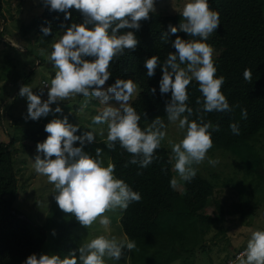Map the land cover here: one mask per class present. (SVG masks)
<instances>
[{
	"label": "clouds",
	"instance_id": "9594fccd",
	"mask_svg": "<svg viewBox=\"0 0 264 264\" xmlns=\"http://www.w3.org/2000/svg\"><path fill=\"white\" fill-rule=\"evenodd\" d=\"M44 3L49 11L64 13L65 19L70 16L69 9L79 11L83 23H72L51 44L52 50L47 59L55 74L44 85L48 89L47 100L42 101L40 95L34 94L27 84L20 87L18 94L27 101L26 119L35 121L51 112L60 113L62 109L59 106L52 109L50 105L78 95L85 98L80 109L83 111L89 99L96 98L104 107L92 117V124L106 125L104 143L107 148L114 149L119 143L131 154L129 163L146 168L165 139L164 120L157 116L145 129H141V116L131 106L132 98L138 94L133 80L117 78L106 90L103 86L111 76L109 68L112 61L126 52L135 51L139 44L133 31L120 30H138L140 22L149 19L150 14L155 12V0H44ZM180 14L179 30L199 39L184 40L176 36L172 41L176 51L168 53L162 64L156 55L144 62L148 77L154 75L158 66L161 67L160 92L171 93V99L165 106L167 120L183 130V138L179 142L169 141V163L177 174L170 180L173 189L178 188L181 182H191L197 173L195 166L205 160L213 167L219 162L207 156L213 147L209 129L219 131V126L205 122L203 115H199L198 120L189 119L193 115V109L186 103L190 83L196 81L202 95V101L199 98L196 101L200 105L197 113L233 111L221 91L225 78L216 76L213 48L205 42L220 25L219 13L210 9L208 0H188ZM41 30L45 35L51 31L47 27ZM177 31V27L169 25L171 34L175 35ZM167 35L162 33L163 43L168 42ZM84 57L93 59L86 60ZM243 78L252 82L251 69L245 68ZM151 91L154 93L155 89ZM110 99H115L119 107L108 105ZM241 117L247 118L246 109H241ZM230 129L233 134H240L237 124H230ZM44 131L49 135L43 142L37 143V155L32 166L38 175L46 177L47 182L54 186V199L59 209L74 216L82 227L87 229L98 222L108 230L112 221L106 213H122L132 202L141 200L138 192L115 177L113 163L103 166L100 159L102 149L97 148L96 158H93L84 153L82 147H74L76 142L81 146L85 142L92 143L96 137L95 130L76 135L78 126L70 124L64 117L52 119L45 125ZM104 132L105 129H101L100 135L103 136ZM135 248V242L126 237L99 235L85 240L63 259L46 254L37 258L32 254L23 264H105L106 258L118 261L123 249L132 251ZM243 249L232 264H264V230L253 231Z\"/></svg>",
	"mask_w": 264,
	"mask_h": 264
},
{
	"label": "trees",
	"instance_id": "16d2710c",
	"mask_svg": "<svg viewBox=\"0 0 264 264\" xmlns=\"http://www.w3.org/2000/svg\"><path fill=\"white\" fill-rule=\"evenodd\" d=\"M208 4L210 9L219 13L220 25L205 42L215 52L212 59L217 69L216 76L225 78L221 91L233 111L197 113L196 109L200 105L196 101L198 98L202 101V95L198 83L193 80L187 89L189 98L186 103L193 109V115L189 119L198 120V116L203 115L205 122L210 121L213 126H219V131L209 129L213 141V147L209 151L214 150L213 152L217 153L219 150L234 151L238 148L237 152L241 154V146L256 139L257 134L264 131V0H208ZM68 11L70 16L65 19L64 13L49 11V7L45 5L40 13L30 18L22 28L23 33L42 32L41 29L47 27L51 30L48 35L57 34L54 43L72 23H83V16L79 11ZM180 22L174 15L153 12L149 19L140 22L138 30H120L133 31L139 44L135 51L126 52L112 61L109 68L111 76L105 85L111 86L117 78L131 79L137 84L139 91L132 99L131 106L141 116L139 126L142 130L146 128L147 120L166 116L165 106L171 99L170 92L162 94L159 89L161 67L158 66L154 75L148 77L145 60L156 55L162 64L168 53L176 51L172 46L176 36L184 40L199 39L180 31ZM169 25L177 27L175 35L169 32ZM162 33H168L167 43L161 41ZM51 50L50 46L49 53ZM245 68L251 69V83L243 78ZM152 89H155L154 93ZM237 104L239 107H235ZM241 109H246V119L241 117ZM1 116L0 109V121ZM232 123L238 125L239 135L231 132ZM44 127L41 125L36 131H26L25 140L20 141L19 146L23 148L31 145L30 143L43 142L49 135L44 131ZM13 143V135H10L8 142L0 141V264H23L29 255L37 256L36 252L45 245L47 235L43 224L31 220L13 205L16 190L22 188V180L17 177L19 168L14 165L12 157L14 149H10ZM108 152L109 163L115 165V177L124 180L141 196L139 202H132L126 210L120 212L117 224L123 233L121 239L126 237L136 244L132 251L123 249L120 264H170L175 259H178L180 264H186L185 259L193 253V245L199 242L198 238L203 239L213 226L224 221L231 212L232 208H225L221 201L215 200L212 213L202 211L208 197L213 193L215 184L199 172L191 182H181L182 193L170 187V180L175 175L172 164L169 163L170 154L163 145L156 150L155 158L146 168L129 163L131 154L122 149L119 143L114 149H108ZM256 160L250 173L262 180V158L258 156ZM247 167L251 168L249 163L245 168ZM227 173L229 177L222 185H229L235 179L231 178L232 173ZM78 224L76 220H72L67 224L55 225L54 229H51V233H54L51 243L52 255L63 259L78 249L74 242L76 237L70 231L72 226ZM187 234H190V237L185 239ZM243 247H229L221 264H225Z\"/></svg>",
	"mask_w": 264,
	"mask_h": 264
},
{
	"label": "rangeland",
	"instance_id": "374dc122",
	"mask_svg": "<svg viewBox=\"0 0 264 264\" xmlns=\"http://www.w3.org/2000/svg\"><path fill=\"white\" fill-rule=\"evenodd\" d=\"M187 2L188 0H155V12L174 15L178 21H181L180 12ZM44 6V0H1L0 8V109L2 113L0 141L8 142L10 135L14 136V143L10 149H14L12 153L14 165L19 168L17 177L22 180V188L16 190L14 207L31 220L45 226L46 241L45 245L36 252L38 258L41 254L52 255L51 243L54 234L51 233V229H54L55 225L75 221V217L59 209L54 199V186L47 182L46 177L38 175L32 166L37 155L38 142L30 143L31 145L23 148L19 146V142L25 140L26 131H36L52 119L67 117L70 124L78 126L76 135H82L90 130H95L96 134L92 143L85 142L81 146L79 142H76L74 147H82V151L93 158H96L95 150L100 148L103 150L100 157L103 166L106 167L109 163V152L104 143L107 135L106 125L92 124V117L98 115L104 107L98 99H89L88 106L81 111L85 98L78 95L50 105L52 109L59 106L62 109L60 113L51 112L35 121L26 119L27 101L26 98L19 96L20 87L26 84L31 86L33 93L40 95L41 100L45 101L48 89L42 86V81L50 82L55 74V69L47 56L48 49L57 34L45 35L38 31L24 34L22 29L30 18L40 13ZM214 55L213 50L212 58ZM103 87L105 90L108 88L106 85ZM41 88H43L42 94ZM107 104L119 107L115 99H110ZM154 119L147 120L145 126L147 127ZM161 119L166 124V128L163 129L166 136L161 145L171 155L169 141L179 142L183 138V130H180L177 124L169 122L167 116ZM101 129H105L103 136L100 135ZM260 133L262 134H257L256 139L249 140L241 146V154L237 152L238 148L234 151L219 150L217 153L211 150L207 156L218 159L219 162L213 167L205 160L201 165L195 166L199 174L213 180L215 184L213 193L208 197V202L202 211L207 214L212 213L214 200L221 201L225 208L232 209L224 221L213 226L203 239L198 238L199 242L193 245V253L187 255L185 259L186 264H221L229 247L244 246L245 248L253 231L264 230V179L258 180L254 173H250L258 156L262 158L261 164L264 169V131ZM245 147L247 149L244 151ZM248 163L251 168H245ZM227 172L232 173L231 178L235 179L229 185H222L229 177ZM173 173L177 175L174 171ZM175 190L182 193V183ZM106 215L112 221L108 230H105L98 222L87 229L80 224L70 228L72 235L76 237L74 242L77 247L85 240L99 235H115L122 238L123 233L117 224L120 212H108ZM189 237L190 234H187L185 239ZM120 259L116 261L106 258L105 264H120ZM170 264H180V262L175 259ZM225 264H232V262L226 261Z\"/></svg>",
	"mask_w": 264,
	"mask_h": 264
},
{
	"label": "built area",
	"instance_id": "2783aa9c",
	"mask_svg": "<svg viewBox=\"0 0 264 264\" xmlns=\"http://www.w3.org/2000/svg\"><path fill=\"white\" fill-rule=\"evenodd\" d=\"M42 84H43V86H44L46 83L43 82ZM243 250H244V249H241V250L237 251V252L233 255L232 258H230V259L227 260V263H231V262L235 261L236 256H237L240 252H242Z\"/></svg>",
	"mask_w": 264,
	"mask_h": 264
}]
</instances>
